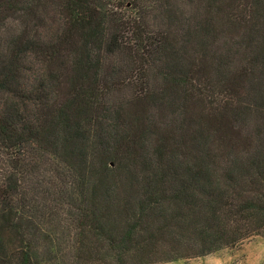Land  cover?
Here are the masks:
<instances>
[{"label":"trees","instance_id":"obj_1","mask_svg":"<svg viewBox=\"0 0 264 264\" xmlns=\"http://www.w3.org/2000/svg\"><path fill=\"white\" fill-rule=\"evenodd\" d=\"M264 236V0H0V264H159Z\"/></svg>","mask_w":264,"mask_h":264},{"label":"rangeland","instance_id":"obj_2","mask_svg":"<svg viewBox=\"0 0 264 264\" xmlns=\"http://www.w3.org/2000/svg\"><path fill=\"white\" fill-rule=\"evenodd\" d=\"M121 1L130 4L131 0ZM159 264H264V236H251L208 255Z\"/></svg>","mask_w":264,"mask_h":264}]
</instances>
